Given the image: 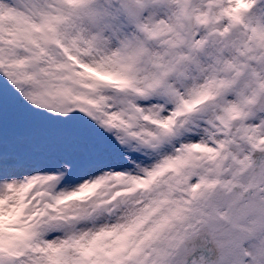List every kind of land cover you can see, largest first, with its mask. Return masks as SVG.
Masks as SVG:
<instances>
[{
	"label": "snow or ice",
	"instance_id": "snow-or-ice-1",
	"mask_svg": "<svg viewBox=\"0 0 264 264\" xmlns=\"http://www.w3.org/2000/svg\"><path fill=\"white\" fill-rule=\"evenodd\" d=\"M0 264H264V0H0Z\"/></svg>",
	"mask_w": 264,
	"mask_h": 264
}]
</instances>
